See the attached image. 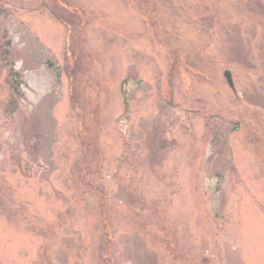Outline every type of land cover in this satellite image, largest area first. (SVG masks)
Segmentation results:
<instances>
[{"label":"rangeland","instance_id":"rangeland-1","mask_svg":"<svg viewBox=\"0 0 264 264\" xmlns=\"http://www.w3.org/2000/svg\"><path fill=\"white\" fill-rule=\"evenodd\" d=\"M58 1L0 0V264H264V0Z\"/></svg>","mask_w":264,"mask_h":264},{"label":"trees","instance_id":"trees-1","mask_svg":"<svg viewBox=\"0 0 264 264\" xmlns=\"http://www.w3.org/2000/svg\"><path fill=\"white\" fill-rule=\"evenodd\" d=\"M57 5L58 6L54 7L51 10L52 15L55 17V19H57L62 25H64L66 27V29L68 30V34L74 33V30H75L76 25H77V22H76V20H77V18H76L77 11L75 13L71 12L74 9L69 7L66 4L65 0L58 1ZM5 37H6V34H5ZM73 37H74V35H73ZM3 38H4V36H3ZM5 45H8V43L7 44H5V43L3 44L2 43V47L5 46ZM1 52L3 54L7 53V51L4 52L2 50H1ZM7 82L11 86V81L7 79Z\"/></svg>","mask_w":264,"mask_h":264},{"label":"water","instance_id":"water-1","mask_svg":"<svg viewBox=\"0 0 264 264\" xmlns=\"http://www.w3.org/2000/svg\"><path fill=\"white\" fill-rule=\"evenodd\" d=\"M225 77H226V79H227V82H228L229 85L231 86V88L234 89V84H233V81H232L231 74L228 73V72H226Z\"/></svg>","mask_w":264,"mask_h":264},{"label":"flooded vegetation","instance_id":"flooded-vegetation-1","mask_svg":"<svg viewBox=\"0 0 264 264\" xmlns=\"http://www.w3.org/2000/svg\"><path fill=\"white\" fill-rule=\"evenodd\" d=\"M60 218H61V215L58 214L57 220H58V223H59V224H60Z\"/></svg>","mask_w":264,"mask_h":264}]
</instances>
